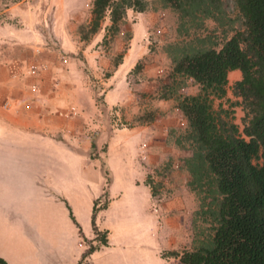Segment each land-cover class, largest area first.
I'll use <instances>...</instances> for the list:
<instances>
[{"label": "rangeland", "instance_id": "rangeland-1", "mask_svg": "<svg viewBox=\"0 0 264 264\" xmlns=\"http://www.w3.org/2000/svg\"><path fill=\"white\" fill-rule=\"evenodd\" d=\"M143 1L147 3L146 11L128 10L118 34L109 33L112 23L108 14L99 33L86 41L81 31L91 29L94 0H0V123L6 122L7 113L15 106L8 99L10 86L29 95L31 100L25 107L52 111L44 99L63 91L65 76L72 69L76 78L78 74L85 78L99 110L101 143L93 146L90 156L102 162L107 176L110 166L105 160L109 159L114 135L118 145L114 155H121L122 145L134 138L133 129L159 126L165 145L160 159L150 161L145 155L137 159L138 167L158 202L167 203V235L180 246L166 254L181 253L191 250L196 232L207 227L196 214L200 200L190 186L192 177L185 164L192 156L187 140L189 127L177 107L179 98L199 94L200 86L171 76L173 61L168 51L172 45L199 46L201 41L220 50L240 28V18L235 0H224L225 14L196 23L188 19L181 27L179 15L163 0ZM124 61L127 63L120 67ZM241 78V73L239 78L229 76L227 96L216 100L214 106L242 134L246 113L242 100L233 93ZM8 80L11 84L6 86ZM63 109L65 106L56 112L63 115ZM72 112H78L77 108L73 107ZM91 120L95 122L96 118ZM141 145L142 149L147 147L145 142ZM10 150L13 148L6 150L0 145V256L9 264H38L56 254L61 255L60 264H70L80 252L79 263L90 247H104L100 241L104 234L109 241V231L104 228L113 230L117 242L127 237L123 220L132 212L127 208L125 211L121 202L113 203L108 218H96V233L89 192L72 194L64 186V179L74 170L59 163L49 165L42 148H36L39 153L33 156L24 149L19 153ZM47 182L60 190H52ZM110 182L108 176L107 184ZM108 203L109 195L104 191L96 201L97 216ZM150 210L153 212L152 206ZM139 211L147 215L141 208ZM120 253L107 252L93 264H126Z\"/></svg>", "mask_w": 264, "mask_h": 264}, {"label": "trees", "instance_id": "trees-1", "mask_svg": "<svg viewBox=\"0 0 264 264\" xmlns=\"http://www.w3.org/2000/svg\"><path fill=\"white\" fill-rule=\"evenodd\" d=\"M163 1L179 15L181 27L188 19L196 23L225 14L224 0ZM146 6L143 0H94L91 29L82 28V39L98 34L108 14V31L118 34L128 10L145 12ZM235 6L240 28L220 50L201 41L168 51L171 76L200 86L199 94L179 98L177 107L189 127L192 156L185 164L200 200L196 214L207 227L196 232L191 250L166 254L181 264H264V0H235ZM234 71L242 74L233 87L246 113L242 134L214 106L227 96ZM97 213L94 207L96 233ZM100 241L108 246L107 233ZM95 251L90 247L84 259ZM0 264L9 263L0 256Z\"/></svg>", "mask_w": 264, "mask_h": 264}, {"label": "crops", "instance_id": "crops-1", "mask_svg": "<svg viewBox=\"0 0 264 264\" xmlns=\"http://www.w3.org/2000/svg\"><path fill=\"white\" fill-rule=\"evenodd\" d=\"M126 63L127 61H124L120 67ZM239 73L241 72L234 71L229 76L239 78ZM65 78L67 81L63 85V91L53 94L49 100L44 99L45 103L51 104L52 111L47 108H28V105L25 107L26 103L31 100L29 95L17 86L9 85L11 89L7 93L9 94L8 99L10 97L15 106L7 113L6 122L0 123V145L3 144L6 150L13 148L10 152L14 151V153H19L22 149L27 150L31 156L33 153H39L35 151L36 148H42L49 165L53 167L59 163L74 170L70 177H66L69 179H64L66 182L64 186L72 194L78 192V194L86 195L89 192L94 207L104 191H107L109 203L104 210L99 211L97 217L108 218L106 214L109 213L114 202H121L124 210L127 208L129 213L132 212L130 215H124L123 221L125 222L122 227L124 234L127 235L126 238L117 242L114 240L113 230L104 228L109 231L108 246L96 249L85 259L83 254L79 263H77L80 257V252H78L76 256H73V262L70 264H93L99 257L105 256L112 250L120 251L126 264H132V262L134 264H181L179 259L166 256V251L176 250L180 246L167 235V203L158 202L145 173L139 169L137 160L138 158L144 159L145 155L150 161L157 162V159H160L159 155L165 148L164 141H162L163 131L159 126H143L133 129L134 138L122 145L121 155L117 152L114 155L118 146L115 143L117 141H114L116 137L114 135L110 141L109 159L105 160V164L107 162L110 166L108 176L111 182L107 184L108 176L102 170V162L100 163L99 159L92 160L90 156L94 144V147L100 145L102 136V130L98 129L99 110L94 104V96L86 87V80L81 74H78L76 78L70 69ZM8 84H11L10 80L6 82V86ZM64 106L63 110L66 111L63 115H59L56 111H60ZM73 107L77 108L78 112L73 113ZM92 118H96V121L93 122ZM144 142L147 147L142 149L141 144ZM138 154L141 155L138 156ZM140 168H142L141 165ZM71 178L73 181L70 180ZM48 186L52 190H60L59 186L52 182L48 183ZM151 206L153 212L150 210ZM140 208L147 212L146 216L141 215ZM76 225L79 229L77 222ZM60 257V254L51 257L49 255L47 259H41L38 264H60Z\"/></svg>", "mask_w": 264, "mask_h": 264}]
</instances>
